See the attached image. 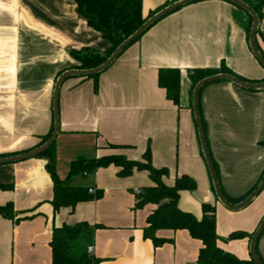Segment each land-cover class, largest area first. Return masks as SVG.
Masks as SVG:
<instances>
[{"label":"crops","instance_id":"obj_1","mask_svg":"<svg viewBox=\"0 0 264 264\" xmlns=\"http://www.w3.org/2000/svg\"><path fill=\"white\" fill-rule=\"evenodd\" d=\"M170 1L142 0L143 16ZM261 13L256 39L264 50V5ZM249 22L248 15L230 3L198 1L162 18L130 45L99 75L97 92L92 80L67 79L58 94V177H65L77 157L123 155L140 161L149 150L151 165L168 170L165 185L171 186L180 175L197 183L195 191L180 194L178 208L199 217L202 203L214 205L219 247L240 259L250 258L247 239L227 237L255 231L264 215V189L240 210L236 222L221 227V217H234L211 190L187 75L223 64L241 78L262 83L264 68L246 40ZM109 47L78 16L72 0H0V155L28 152L52 132L53 85L58 74L75 70L71 50L104 52ZM164 68L181 72L179 107L166 100L157 85L158 70ZM200 109L221 188L237 199L264 175V90L211 83L201 93ZM45 164L34 158L0 165V184L12 186L0 189V206L10 202L16 212L35 215L17 223L0 217V264H51L52 229L78 223L99 227L88 246L99 264H196L201 243L185 230L158 231V238L169 240L158 247L144 239L146 218L154 206L134 210V200L151 186L146 172L121 178L119 170L109 166L90 177L77 175L74 187L90 183L102 198L54 214ZM258 252L264 262V234Z\"/></svg>","mask_w":264,"mask_h":264},{"label":"trees","instance_id":"obj_2","mask_svg":"<svg viewBox=\"0 0 264 264\" xmlns=\"http://www.w3.org/2000/svg\"><path fill=\"white\" fill-rule=\"evenodd\" d=\"M72 1L76 6V13L78 16L84 19L87 26L98 32L101 37L110 45V47L104 52H99L91 48L71 50L69 52L71 58L77 63L73 69L90 70L103 64L115 51V49L136 30H138L148 18H150L163 7L178 0H172L166 3L163 7L151 12L147 17H144L142 14V0ZM242 1L253 9L260 21L262 17L261 11L264 5V0ZM249 21L250 22L246 33L247 41L252 22L250 17ZM258 33L259 31H257L256 35ZM143 35L137 38L133 43L137 42ZM255 44L258 52L264 58V50L258 45L256 36ZM60 74H58L57 77ZM216 74H228L235 76L244 82L255 83L254 81L246 80L237 76L227 69L223 64H221L220 67L216 69H194L187 73L191 84V95L195 85L199 81ZM99 75H93L84 78L93 81L94 92H97L98 89ZM180 79L181 72L178 69L164 68L158 70L157 85L164 91L166 100L171 102L176 107H179L180 102ZM262 81L264 82V78ZM203 89L198 95V109L205 135L206 126L200 109V97ZM50 134L42 138L35 148L46 142ZM54 143L55 141L45 152L36 157L37 159H43L46 161L45 170L51 179L53 191V196L49 203L52 206L54 214L62 208H69L71 211H73L76 205L80 203L92 202L102 198L103 193L101 191L94 190L92 186H90V188H85L74 187L70 185L71 179L77 175L90 177L94 175L98 169L109 166L116 167L119 170L117 175L121 178L129 177L134 171H144L148 174V177L151 181V186L143 188L138 194L135 195L134 200V210L142 209L148 205L154 206V209L148 214L146 218V226L143 228L144 239L150 240L154 247H158L169 241L158 238L156 236L158 231L185 230L189 233L192 239L198 240L201 243V248L199 249L196 258V264H255L251 258L240 259L233 253L225 251L219 247L218 241L220 239L216 234V210L214 205L202 203L200 205L199 217H196L192 213L181 211L178 208L180 194L182 192L195 191L196 183L190 177L186 175H180L175 178L174 183L171 186L165 185L163 178L168 176V170L166 168L157 169L151 165V154L149 150H146L140 161L128 160L123 155H108L93 159L77 157L69 164L66 176L63 179H60L56 172ZM109 147L111 149L118 148L112 145ZM17 154L20 153L13 152L2 154L0 157L13 156ZM209 156L219 181L217 165L212 159L210 153ZM210 185L211 190L214 193L211 180ZM257 185L252 187L246 194L237 199H231L227 197L221 188V185L220 188L228 202L231 204H237L250 195ZM0 189L10 190L12 189V186L0 184ZM89 190H93L94 192L90 193ZM33 216L35 215H32L30 211L19 213L16 212L12 203L10 202L0 206V217L14 221L15 223L30 219ZM97 228L99 227H91L87 223H78L72 226L63 224L59 228L54 227L52 229V237L49 243L51 249V264H99L100 260L94 258L87 252V248L89 245H91L94 232ZM253 233L248 234L245 232H234L227 237V240L234 241L247 239L249 242ZM263 234L264 230L262 232V235ZM258 242L256 244V251L261 263L264 264L258 252Z\"/></svg>","mask_w":264,"mask_h":264},{"label":"water","instance_id":"obj_3","mask_svg":"<svg viewBox=\"0 0 264 264\" xmlns=\"http://www.w3.org/2000/svg\"><path fill=\"white\" fill-rule=\"evenodd\" d=\"M198 1H204V0H178L175 1L159 11H157L154 15H152L150 18H148L144 24L136 30L131 36H129L126 40H124L116 49L115 51L107 58V60L101 64L100 66L90 69V70H68L63 73H61L55 80L52 90V114H53V127L52 132L49 136V138L39 147H36L28 152L20 153L17 155L9 156L0 158V165H6L16 162H21L29 159H34L38 157L40 154L45 152L55 141L56 135L58 133L59 129V117H58V94L59 90L62 86V84L69 78H87L93 75H99L102 74L104 71H106L115 61L116 59L123 53V51L129 47L137 38H139L141 35H143L150 27H152L155 23L160 21L162 18L166 17L167 15L177 11L178 9L187 6L189 4L198 2ZM227 3H230L245 13L249 15L251 18V27L248 35V45L250 48V51L253 55V57L257 60V62L264 68V58L261 56V54L258 52L255 44V36L259 28V19L256 15V13L253 11L252 8H250L246 3H244L242 0H220ZM215 82H229L233 84L236 87H239L244 90L249 91H262L264 90V82L262 83H249L244 82L240 79H238L235 76L228 75V74H216L207 78H204L203 80L199 81L193 91H192V113L194 117V122L196 125L197 133H198V139L200 143V149L202 153V157L204 159V162L206 164L209 177L211 180V184L214 190V194L218 200V202L225 207L226 209L237 212L240 211L247 206H249L252 201L260 194V192L264 189V175L261 179V181L258 183L257 187L252 191L250 195H248L244 200L237 204H231L228 202V200L225 198L220 185L219 181L217 179L216 173L214 171L212 161L209 156V152L206 145L205 135L203 132V126H202V120L200 117L199 109H198V95L199 92L208 84L215 83ZM91 184L87 183L83 185L85 188H90ZM264 230V217L258 224L257 228L255 229L250 241H249V257L255 264H262L260 261V258L256 251V244L259 240V238L262 235V232Z\"/></svg>","mask_w":264,"mask_h":264},{"label":"rangeland","instance_id":"obj_4","mask_svg":"<svg viewBox=\"0 0 264 264\" xmlns=\"http://www.w3.org/2000/svg\"><path fill=\"white\" fill-rule=\"evenodd\" d=\"M202 161L204 162V160H203V158H202ZM65 165H62L61 166V170L63 169V167H64ZM204 166L206 167V164H205V162H204ZM206 173L208 174V178H209V173H208V170H207V167H206ZM57 175H58V173H57ZM66 176V175H65ZM76 179L73 177L72 179H71V181H70V185H72V182H74ZM194 181V180H193ZM195 182V181H194ZM196 183V182H195ZM72 186H74V185H72ZM196 186L198 187V185H197V183H196ZM200 186V185H199ZM225 211H227L228 213H230V214H232L233 216L232 217H234V218H232V219H230V218H228V217H226V216H224V217H221V227L224 229L225 228V226H227V225H231L233 222H236V218L239 216V215H241V213H243L242 211H240V212H229L228 210H225ZM223 218V219H222ZM232 220V221H231Z\"/></svg>","mask_w":264,"mask_h":264},{"label":"built area","instance_id":"obj_5","mask_svg":"<svg viewBox=\"0 0 264 264\" xmlns=\"http://www.w3.org/2000/svg\"><path fill=\"white\" fill-rule=\"evenodd\" d=\"M89 192H90V193H93L94 191H93V190H89ZM92 250H93L92 247H88V248H87V252H88V254H91V253H92Z\"/></svg>","mask_w":264,"mask_h":264}]
</instances>
